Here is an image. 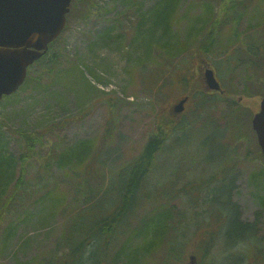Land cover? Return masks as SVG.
Returning <instances> with one entry per match:
<instances>
[{
    "label": "rangeland",
    "instance_id": "1",
    "mask_svg": "<svg viewBox=\"0 0 264 264\" xmlns=\"http://www.w3.org/2000/svg\"><path fill=\"white\" fill-rule=\"evenodd\" d=\"M86 1L72 0L66 27L55 41L54 48L62 51L60 66L53 72H47L42 70L43 65L47 64L44 59L33 64L28 70L27 82L17 96L12 101L2 100L0 104V138L4 154L12 156L14 160L11 184L20 167L16 158L24 149L21 138L13 130L44 131L43 144L37 148L36 156L24 163L25 176L31 187L38 186V174L50 182L48 187H59L65 193L61 207L72 204L70 190L77 178L65 175L55 165L48 171L42 170L40 157L51 150V145H75L82 140L98 144L107 131L110 132L109 124L115 121L116 128L112 135L107 140L103 138L106 146L99 155L105 161L103 169L98 165L93 167L94 176L105 174L107 180L109 165L115 167L113 172H117L120 162H127L138 155L154 129L159 110H168L185 95V92H179L184 87L183 75L179 72L165 75L164 86L168 80L171 81L169 84H176V87L162 100L156 92L142 89V79L148 78L152 70L153 47L164 41L169 47L168 35L158 40L161 28L156 23L158 16L154 13V4L159 0H93L97 5H93L91 13L83 9ZM209 5L214 6V16L219 0H180L178 13L171 19L169 34L173 37L178 30H181V37L193 33L208 15ZM143 14L145 17L140 20V26L144 22L148 28L140 32L132 30L129 19H134L135 24L138 16ZM220 15L224 16V13ZM232 19H224L225 23L217 27L220 30L219 42L226 45L227 49L232 48L228 51L229 61L218 67L220 73L215 64L212 66L215 75L219 74L222 78L220 81L225 93L216 94L217 98L213 99H216L215 104L208 108L197 107L201 103L196 101L198 96L187 103L183 114L176 118L186 128L166 141L167 146L159 153L155 174L150 178V183L159 182L161 184L158 187L164 185L167 190L174 185L169 205L175 221L185 209L186 220L192 221L193 227L195 214H201L203 206L208 213L215 212L218 215L229 211L230 216L226 220L222 219L225 222H222L219 232L214 233L220 239H225L226 234L231 237L234 235L227 233L235 216L230 202L237 205L241 221L252 225L241 229L240 233L248 234L254 230L256 236H264V207L259 203L264 198V155L251 126L252 115L258 110L264 94V85L260 84L261 90L257 94L250 95L251 87L245 91V84L249 80L244 83V76L251 71L244 61L239 67L235 65L234 58L239 54L234 47H242L241 44L247 42L248 50L256 51L257 56L239 48L240 55L252 57L255 61L258 56L264 59V0H248L245 14L235 24L230 23ZM118 20L124 26H118ZM206 22L207 19L204 24ZM107 27H110V31L103 39L102 34ZM236 33H239L240 40H235ZM226 55L224 52L216 57L211 56V60ZM262 61L256 64L261 63L259 67L264 68ZM263 68L259 78L264 80ZM10 128L14 129L10 131ZM225 172L233 186L230 187V199L227 189H224L230 186V180L221 183ZM208 174L216 177V182L209 190L211 198L203 205L202 200H199L188 209V197H185L187 195L181 187L192 177L196 182H191V189L198 182L201 183L197 193L202 198L204 189L215 179ZM175 175L179 176L176 181ZM90 184L94 188L102 186L98 180H91ZM112 185L117 186L115 178ZM37 195L33 197L31 205L27 203V206L30 205L29 213L16 221L12 236L5 241L0 239V264L40 260L58 252L56 245L64 232L66 215L61 210L56 215L51 214L49 201L40 200ZM162 203L166 205L167 201ZM178 229L180 226L175 230ZM189 231L183 232L187 234ZM218 240L213 249L220 250Z\"/></svg>",
    "mask_w": 264,
    "mask_h": 264
},
{
    "label": "trees",
    "instance_id": "2",
    "mask_svg": "<svg viewBox=\"0 0 264 264\" xmlns=\"http://www.w3.org/2000/svg\"><path fill=\"white\" fill-rule=\"evenodd\" d=\"M179 2L180 0H159L154 4V13L158 16L156 23L161 28L158 40L168 35L169 47L166 41L159 42L153 47L151 61L154 62L150 66L152 70L147 75L148 78L142 79V89L147 92H156L162 100V97L165 98L171 89L176 87V84H169L171 81L166 80V86L169 85L166 90H163L166 87L163 83L165 75L179 72L183 75L184 82L182 92H179H185L183 94L189 96V101L198 96L196 101L201 103L197 107L208 108L215 104L216 99H213L216 96L205 92L203 71L206 66L212 67L215 64L217 72L220 73L218 67L229 61L228 51L232 49L229 47L227 49L226 45L219 42L220 30L217 27L225 23L224 19L229 20L230 17L233 18L231 24L237 23L245 14L248 0H219L218 10L214 16V6L209 5L208 15L203 18L194 32L181 37L179 33L181 30L177 31L178 27L176 35L179 37L177 38L176 35L172 37L169 30L172 26V16L178 13ZM93 5L97 4L93 0H87L83 9L91 13ZM222 12L224 16L220 15ZM144 17L145 14L138 16L139 23L137 21L135 24L134 19H129L132 30L140 32L148 28L144 22L140 26V20ZM206 19L207 22L204 24ZM117 25L124 26L119 20ZM109 31L110 27H107L102 34L103 39ZM126 33L128 34V31ZM235 36H237L235 40L241 39L239 33ZM123 39L126 38L123 37ZM154 39L156 40L155 37ZM181 42L182 44L179 45ZM54 44L55 42L50 43L46 54L35 62L38 64L42 59L47 61V64L43 65V71L53 72L61 64L62 51L55 49ZM247 44L243 42L242 47H234L239 53L234 58L235 65L239 67L244 61L251 71L249 74L247 70L242 69L248 73L244 76V83L249 80V83L245 84V91L251 87V95L261 90L260 84L264 85V80L259 78L263 67L258 65L261 63L256 64L263 62L264 59L263 56H258L255 61L252 57L245 58L240 55V51L244 49L247 53L257 56L256 51L248 50ZM224 52L227 53L226 56L215 61L211 60V56L216 57ZM151 75L153 77H149ZM217 75L220 80L221 76ZM26 82L27 80L18 91L4 96L2 100L12 101ZM255 86L258 88L255 89ZM177 115L173 113L172 105L168 110H159L154 120V129L138 155L127 162H120L122 164H118L117 172H113L115 167L109 165L107 180L105 174V176H94L93 167L98 165L103 169L102 165L104 166L105 161L99 156L106 146L103 138L107 140L109 135H112L116 128L115 121L109 124L110 132L107 131L98 144L90 140H82L75 145L59 143L51 145V150L40 157L42 170L48 171L55 165L65 175H73L77 178V181L72 182L70 190L72 204L66 206L69 209L60 206L65 199V193L59 187H48L50 182L46 181L42 174H38L40 181L37 187H31L25 176L24 163L36 156L37 148L43 144L44 131H22L10 128V131L13 130L21 138L24 149L16 158L20 167L17 177L11 184L10 176L13 174L14 160L12 156L4 154V146L0 138V239L5 241L12 236L16 221L29 213L35 194H38L37 197L40 200L49 201L51 214L56 215L61 210L66 215L65 229L56 245L58 252L40 260L33 259L17 264H224L226 261H232L226 264H257L260 260H264V246L260 241V235L241 234V229L251 225L242 223L236 213L227 230V233L234 235L231 237L226 234L225 239H220L215 237L214 233L219 232L222 222H225L222 219L226 220L230 216L229 211L224 215L211 212L206 218H199L201 214L196 212L193 227L192 221L186 220L187 210L185 209L186 211L180 212L175 221L169 205L174 194V191L172 192L174 185L167 190L164 189V185L158 187L161 184L159 182L150 183V178L155 174L159 153L167 146L166 141L185 127L176 119L181 114ZM113 178L116 179L117 186L112 185ZM177 178L179 176L175 175L174 180L176 181ZM188 179L181 189L184 194L190 195V198H187L189 202L187 208L190 209L191 205H196L199 199L191 189L193 178ZM91 180H98L103 188L102 186L92 187ZM175 181L172 183L176 184ZM166 201L164 205L162 202ZM261 201L259 203L264 207V198ZM27 203L30 205L27 206ZM177 226H180V229L175 230ZM187 229L190 231L185 234ZM217 240L221 244L220 250L213 249Z\"/></svg>",
    "mask_w": 264,
    "mask_h": 264
},
{
    "label": "water",
    "instance_id": "3",
    "mask_svg": "<svg viewBox=\"0 0 264 264\" xmlns=\"http://www.w3.org/2000/svg\"><path fill=\"white\" fill-rule=\"evenodd\" d=\"M71 0H0V100L23 83L27 67L40 58L48 44L62 31ZM204 81L209 89L220 90L211 68H205ZM184 97L173 106L179 113ZM252 127L264 154V96Z\"/></svg>",
    "mask_w": 264,
    "mask_h": 264
},
{
    "label": "flooded vegetation",
    "instance_id": "4",
    "mask_svg": "<svg viewBox=\"0 0 264 264\" xmlns=\"http://www.w3.org/2000/svg\"><path fill=\"white\" fill-rule=\"evenodd\" d=\"M205 92L207 93V94H214V92H212V91H210V90H205ZM229 178L227 177V175H226V179L225 180H222L221 182H225V181H227ZM230 180V179H229ZM231 183H232V181L230 180V186H228L226 189H227V191H228V199H230V187H233V186H231ZM213 186H207L205 189H204V191H203V197L202 198H199L200 200H202V205L204 204V202L206 201V200H209L210 198H211V196H210V193H209V190L212 188ZM221 187V186H220ZM222 191V190H221ZM230 204H231V209H232V211L233 210H235V213H236V215L238 216V213H237V205L236 204H232L231 202H230ZM230 209V210H231ZM208 211H207V209H206V207H204L203 206V209H202V213H201V215L204 217V218H206V217H208ZM238 219L241 221V219H240V216H238ZM242 222V221H241ZM242 223H247V222H242ZM249 225H251L250 223H248ZM252 226V225H251ZM255 227V226H254ZM250 234H255V231L253 230L251 233H248V234H246V235H250ZM256 235V234H255ZM264 237V236H263ZM263 237L262 236H260V241H263ZM235 238V237H234ZM213 246H215V245H213ZM235 261V260H234ZM257 264H264V260H260L259 262H257Z\"/></svg>",
    "mask_w": 264,
    "mask_h": 264
}]
</instances>
